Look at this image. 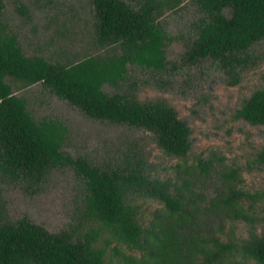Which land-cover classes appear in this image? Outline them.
Listing matches in <instances>:
<instances>
[{
    "label": "rangeland",
    "instance_id": "374dc122",
    "mask_svg": "<svg viewBox=\"0 0 264 264\" xmlns=\"http://www.w3.org/2000/svg\"><path fill=\"white\" fill-rule=\"evenodd\" d=\"M138 8L143 0H126ZM162 4L159 22L166 41L168 69L162 73L129 65L121 87L106 84L104 91L132 93L142 102L163 101L191 128L192 148L186 157L168 155L156 135L145 129L92 118L43 83L15 94L28 102L36 121L58 120L68 128L64 152L84 157L107 170L140 169L156 179L169 180L187 195L194 215L188 226L198 243L215 239L231 245L228 264H246L243 244L264 233V125L239 116L246 101L264 90V40L242 60L228 66L220 60L190 63L183 59L198 36L204 13L195 0H156ZM1 23L18 36L28 57L67 64L97 54L120 53L96 41L92 0H5ZM248 193L235 199L232 192ZM86 185L72 166L50 170L40 181L14 178L0 171V222L24 218L52 233L65 230L82 235L100 225L85 214ZM230 201V200H229ZM139 221L153 228L168 211L158 200L133 196ZM97 246L106 250L109 264H133L141 250L116 240L100 229Z\"/></svg>",
    "mask_w": 264,
    "mask_h": 264
},
{
    "label": "trees",
    "instance_id": "16d2710c",
    "mask_svg": "<svg viewBox=\"0 0 264 264\" xmlns=\"http://www.w3.org/2000/svg\"><path fill=\"white\" fill-rule=\"evenodd\" d=\"M0 0V171L14 178L40 181L52 169L72 166L86 185L85 214L112 236L141 250L133 264H228L234 248L219 239L212 244L195 241L188 226L193 214L187 195L169 180L156 179L140 169L107 170L87 158L64 152L68 128L58 120L36 121L25 98L15 94L13 83L26 88L43 83L60 98L88 116L114 124L145 128L171 156L186 157L192 148L191 128L163 101L142 102L132 93L109 94L104 86L119 88L129 65L162 73L168 69L166 41L159 22L162 4L143 0L133 7L126 0H92L96 41L120 53L97 54L67 64L51 63L41 56L28 57L18 36L1 23ZM204 13L198 36L183 59L197 63L220 60L233 66L264 40V0H195ZM239 116L264 125V90L246 101ZM264 163V149L259 154ZM232 205L248 193L232 192ZM158 200L168 211L153 228L139 221L133 196ZM230 200V201H229ZM100 229L77 235L65 230L52 233L24 218L0 222V264H109L106 250L97 246ZM246 264H264V233L243 244Z\"/></svg>",
    "mask_w": 264,
    "mask_h": 264
}]
</instances>
